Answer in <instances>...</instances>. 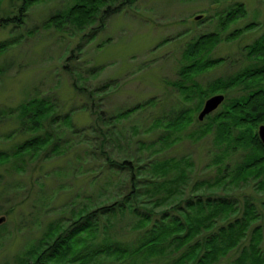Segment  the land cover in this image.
Here are the masks:
<instances>
[{
  "label": "rangeland",
  "instance_id": "1",
  "mask_svg": "<svg viewBox=\"0 0 264 264\" xmlns=\"http://www.w3.org/2000/svg\"><path fill=\"white\" fill-rule=\"evenodd\" d=\"M72 1L32 0L19 13L30 1L0 0V19L14 18L6 27L0 26V44H7L0 52V152H10L14 144L32 136L21 130L15 114L21 103L36 97L51 101L57 115L56 124L50 119L43 121L40 134L53 131L58 134L57 146L64 147L60 155H54L53 147H48L35 157L26 154L22 163L10 160L0 164V218H4L0 224V264H12L50 225L65 227L74 222L76 211L94 209L90 204L101 203L102 193H106L99 188L104 181L109 186L112 178L105 179V155L92 143L99 144L98 130L109 128L106 122L116 110L146 104L143 110L111 125L119 143L106 144L102 151L114 159L127 156V152L133 155L137 140L149 143L162 133L150 130L151 120L153 115L170 114L183 106L169 83L178 80L180 56L187 44L200 35L220 33V43L207 57L222 59L223 63L195 77L205 86L245 66L244 47L256 40L264 27V0H138L106 19L98 16L83 28L63 20L56 27L45 25ZM104 1L107 6L108 0ZM120 1L111 6L116 7ZM234 4H241L246 16L223 32L219 22ZM197 16L201 19L195 20ZM250 23L256 24L255 30L246 29ZM235 30L242 35L232 41L229 36ZM104 84H108L105 90ZM238 89L225 97L239 96L242 91ZM104 94L108 97L100 100ZM150 99L156 100L153 107H148ZM99 102L104 121H98L99 127L90 133L93 117L89 109L98 107ZM87 105L89 109H85ZM64 115L70 116L72 130L62 125ZM198 127L194 122L183 134ZM134 130L139 132L136 136ZM215 152L213 135L208 134L196 142L186 137L161 156H189L193 163L191 178L202 180L215 175V167H208ZM241 155L238 152L229 157L228 163L239 161ZM16 167L21 170L17 172ZM94 177L98 182L93 186L90 180ZM228 190L225 194H233L241 204L243 199L255 200L259 213L264 214V190L257 189L254 181ZM210 194L223 192L215 189ZM119 222H123L122 238L132 241L135 234L126 232L132 221L126 218ZM236 255L232 253L220 264H233Z\"/></svg>",
  "mask_w": 264,
  "mask_h": 264
},
{
  "label": "trees",
  "instance_id": "2",
  "mask_svg": "<svg viewBox=\"0 0 264 264\" xmlns=\"http://www.w3.org/2000/svg\"><path fill=\"white\" fill-rule=\"evenodd\" d=\"M22 1L30 2H25L19 13L32 3V0ZM116 1L108 0L109 4L105 6L104 0H74L62 12L49 18L45 25L56 27L63 20V23L83 28L98 16L103 15L106 19L138 0H122L116 7L111 6ZM104 6L107 8L102 11ZM245 16L244 7L234 4L220 20L219 29L224 32ZM19 17L17 21H21ZM12 19L1 18L0 26L6 27ZM255 26L250 23L246 29L255 30ZM241 35L240 30H235L229 38L234 41ZM219 43L220 33L214 32L200 35L186 45L180 56L178 80L169 83L183 106L170 114L153 115L150 130H161L162 133L149 143L137 140L133 155L127 152V156L114 159L102 150L106 144L115 146V141H118L115 144L119 143L111 125L143 110L146 104L118 109L110 116V122H106L109 128L98 130L99 144L92 143L105 155L102 160L108 172L105 179L112 178L109 186L104 181L99 188L106 193H102L103 200L96 204L97 207L90 204L94 209L76 211L74 222L65 227L50 225L34 245L14 258L12 264H220L234 252L237 255L233 264H264V222H260L264 221V214L259 213V204L252 199H243L241 204L233 194H225L231 187L249 181H254L257 189L264 190V147L257 135L258 126L264 124V27L262 34L244 47L245 66L203 86L195 77L224 61L207 57ZM6 46L0 44V52ZM104 85L105 90L108 84ZM237 88L242 94L225 97ZM218 93L224 96L223 102L199 120L205 101ZM106 97L104 94L100 100ZM155 102L148 100V107H153ZM100 106L101 102L95 109H89L88 105L85 108L93 117L90 133L99 127L98 121H104ZM55 112L52 102L43 98H28L21 103L15 118L21 130L32 136L14 144L10 152H0V164L10 160L22 163L26 154L35 157L48 147H53L54 155L62 154L64 147L57 146L58 134L53 131L40 134L44 130L43 121L50 119L51 124H56ZM194 122L199 127L184 135ZM61 123L73 129L69 115H64ZM133 133L136 136L139 132L134 130ZM208 134L213 135L216 149L208 164V167H215L212 178L193 180V163L189 156H161L186 137L196 142ZM87 139L82 141L89 145ZM125 143L129 147L128 141ZM238 152L242 153L241 159L228 163ZM97 182L95 177L90 180L93 186ZM122 189L126 191L118 192ZM215 189H220L223 194H210ZM204 193L209 194L205 197ZM126 218L132 221L127 222L126 228L127 233L135 234L132 241L122 238L123 222L119 221Z\"/></svg>",
  "mask_w": 264,
  "mask_h": 264
},
{
  "label": "water",
  "instance_id": "3",
  "mask_svg": "<svg viewBox=\"0 0 264 264\" xmlns=\"http://www.w3.org/2000/svg\"><path fill=\"white\" fill-rule=\"evenodd\" d=\"M199 19H201V16L195 17V20H199ZM223 100H224L223 95H215L207 99L203 105L202 110L198 115V119L202 120L206 115L216 110L218 106L223 102ZM257 135L264 147V124L258 126ZM3 222H4V218L1 217L0 224H2Z\"/></svg>",
  "mask_w": 264,
  "mask_h": 264
}]
</instances>
